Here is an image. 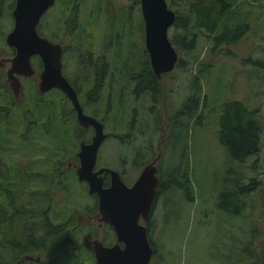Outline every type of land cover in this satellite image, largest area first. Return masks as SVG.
Returning a JSON list of instances; mask_svg holds the SVG:
<instances>
[{
	"label": "rangeland",
	"instance_id": "rangeland-1",
	"mask_svg": "<svg viewBox=\"0 0 264 264\" xmlns=\"http://www.w3.org/2000/svg\"><path fill=\"white\" fill-rule=\"evenodd\" d=\"M242 1H245L244 8H248L249 11L250 27L245 34L235 42L222 40L220 52L217 54H214L212 49L208 50L210 42L204 37H200L196 47L186 54L175 47L178 58H183V68L172 69L162 75L163 88L160 89L152 112L149 110L151 105L149 93L134 98L129 88L121 87L122 82L118 77H113V83L108 82L104 89L102 99L107 96V91L112 89L113 108L105 120L107 131H112L113 125L117 126L116 132L124 130L125 125L130 122L133 106L137 107L138 114H136V125L134 127L133 124V129L129 132L132 140L128 141V138L126 141L124 139L120 141L117 135L106 138L98 151V163H108L117 169L125 168V175L133 178L138 169L133 160L142 153L134 150L140 148L145 151L147 158L154 156L163 133L165 132L166 136L170 131L171 118L176 111L181 110L180 103L189 93L190 81L197 69L196 66L200 61L215 56L202 80L203 92L210 105L215 108L211 109L212 106L208 105L198 122L192 124L190 121L187 127L179 130L181 137L185 133L194 199L185 197L180 188H174L168 191L170 201L165 206L162 199L157 197L151 214L150 236L153 244L155 243L154 246L157 247V254L151 256L150 261L158 262L157 264H262L263 262L264 185L261 190L257 186L245 196L248 205L241 210L239 208L241 213L235 211V200L218 197L221 181L223 179L228 182L231 179V175L227 176V173L232 168L237 170L236 177L242 174L240 181H246L251 176L264 181V0ZM10 2L13 1L2 0L0 7V57L9 56L12 52L11 47L4 41L5 34L13 25L11 13L13 6L8 9ZM72 4L73 0L56 2L43 17L41 16L39 23L41 22L43 26V34L50 38L53 36L59 38L60 35L64 40L66 45L64 68L84 96L91 83L93 68L87 63V58L92 52L95 54L105 51L112 63L111 67H115L116 74L118 70L129 69V65L137 62L141 57L140 45L137 39L134 40L137 28L131 27L132 37L128 32L129 23L133 18L131 11L126 9V5L135 6L137 3L135 0H79L77 3L80 5L77 10L79 25L76 30L70 27L65 29L61 23L70 13ZM171 7L176 6L172 4ZM111 9L114 11L110 13ZM135 13L136 9L132 11L133 15ZM68 20H70L69 16ZM114 32L119 33L120 43H116L117 36H112ZM170 32H172L171 28ZM79 56L80 63L76 68L75 61ZM125 56L130 58L126 60ZM32 60L37 62L35 57H32ZM6 67L7 64L0 66V78L1 76L5 78ZM255 71H258L259 75ZM36 74L32 76L37 78ZM20 79L22 83L20 99H23L19 104L21 108L14 111L8 129L0 135L5 160L12 171L19 170L22 181L30 185L29 189H48L46 191L58 208L72 206L82 208L90 204L92 199L87 193V185L82 183L80 190L81 181H78L76 176H69L64 180L68 183L67 187L54 186L55 181L65 178L57 174V169L62 170L66 164H71L70 167H73L74 162L78 163L74 152L77 148L70 151L74 146L73 143H66L54 133L57 124H51L53 133L45 132L41 126L26 128L22 119V109L32 105L34 85L30 89L32 79L29 76H21ZM56 93L62 105L63 92L62 95ZM233 98L242 100L250 107H259V119L263 126L258 154L248 156L240 164L236 160L229 159L225 146L217 137L220 104L225 99ZM104 104L102 100L99 105H92L90 109L97 110V116L102 117ZM26 115L36 116L37 112L33 110ZM39 121L42 122V119ZM48 121L52 120L48 119ZM67 124L68 121L65 125ZM70 126L69 124L68 127ZM87 130L90 138L92 130L90 128ZM180 141L178 148H181L182 142H185ZM78 143L79 140L77 146ZM167 148L166 146L164 149ZM67 152L74 154L67 156L65 166L59 164V156L67 155ZM166 159L168 160V156ZM139 161L140 159L137 163ZM31 173L39 174L43 181L38 178L28 181L32 176ZM32 183L34 185H31ZM13 225L17 233L24 230L20 218L15 219ZM97 229L99 236L106 235L107 232L103 230L102 225ZM48 255L50 253H43L45 257ZM4 256L5 261L10 263L12 254L9 250L5 251ZM26 258L27 256L22 255L14 263L25 264L27 259H30Z\"/></svg>",
	"mask_w": 264,
	"mask_h": 264
},
{
	"label": "trees",
	"instance_id": "trees-1",
	"mask_svg": "<svg viewBox=\"0 0 264 264\" xmlns=\"http://www.w3.org/2000/svg\"><path fill=\"white\" fill-rule=\"evenodd\" d=\"M12 1L14 2V0ZM135 1L139 2V0ZM13 2L9 3L8 9H11ZM244 3L245 1L242 0H167L169 7L172 4L176 6L171 8L177 13L175 22L172 25V32L169 33V39L180 52L186 54L196 47L200 37H204L210 42L208 50L212 49L213 53L217 54L220 52L222 40L235 42L250 27L248 22L249 11L248 8H244ZM1 4L2 0H0V7ZM38 31L43 34L41 22L38 24ZM54 37L53 39L56 40L57 38ZM142 48L141 57L138 58L137 62L129 65V69H139L142 72L139 78L134 79L136 83L133 93L138 98L151 91L153 96L151 105L154 106L160 94L159 81L151 69L149 56L144 44ZM11 49L12 54L14 48L11 47ZM33 57L37 59V62L32 61L36 66V73H38L41 68V60L37 56ZM214 57L210 56L208 59L198 63L196 71L192 74L189 93L179 106L183 110V114H180L181 110L179 109L180 111L171 118L172 123L169 133L167 132L168 134L165 136L164 132L160 138L159 147L161 148V153L157 160L159 177L157 195L162 199L163 206L170 201L167 195L168 191L177 187L183 191L185 197L194 199V187L191 181L192 172L189 165L185 133L181 137L179 130L187 127L190 121L192 124L198 122L199 117L203 116L204 109L210 105L202 89V80ZM182 64L183 58L179 57L173 67L174 70L183 68ZM255 73L259 75L258 71H255ZM29 78L32 79L30 89L34 85V95L32 105L22 109V119L25 121L26 128L41 126L45 132L53 133L51 124H57L54 133L66 143H73L74 146L70 151H74V148L78 149L77 140H90L88 130L76 122L73 107L67 96L58 88L40 92L36 87L37 78L33 76H29ZM124 83H128V79L122 81L121 87L124 86ZM96 89L98 90L99 88L96 87ZM21 92L18 97H15L6 79L1 76L0 135L8 129L14 111L16 112L21 108V105H19L23 101V99H20ZM56 92L64 95L62 97L64 100L62 105L59 103V97ZM80 94L81 92H79ZM88 95H86L87 98ZM81 97H83L82 94ZM93 98L96 99V96H93ZM210 106H212L211 109L215 108L213 105ZM112 108L113 103L111 107L109 105L103 107V120H107V117H109L108 113H111ZM33 110L37 112V115L27 117L26 114L32 113ZM40 119H42V122L39 121ZM48 119L52 121H48ZM67 121L68 124L65 125ZM261 123L259 107H250L242 100L235 98L225 99L221 102L217 137L220 143L225 146L230 160H236L240 164L248 156L258 154L263 130ZM69 124L71 125L70 127H68ZM89 128L92 130L91 127ZM131 129H133V124H127L124 130L116 132L117 126L113 125L111 132L113 136L117 135L116 137L120 141L123 139L126 141L128 138V141H131L132 136L129 133ZM1 139L2 137H0V264H16L14 262L22 255L27 256V258L28 256L33 257L27 260L25 264H96L92 246L87 239L94 236L97 226L86 224L77 215L78 212L82 213L90 210L91 205H85L84 209L74 206L58 209L56 203L53 202L50 194L46 191L48 189H29L30 185L22 181V175L19 170L12 171L11 166L5 160ZM180 140L185 142H182V147L178 148L181 143ZM166 146L168 148L164 149ZM136 149L142 153L144 152L140 148ZM73 154L67 152V155L59 156V164L64 165L67 156ZM167 156L168 160L166 159ZM67 170L68 168L64 170L65 173L62 175L64 171L59 172V169H57V174L65 176V178L60 179L59 177L60 180L54 183L55 187H67L68 183L64 182V180L68 179L69 176H76L73 169L69 168V171ZM228 172L227 176L230 174L231 179L228 182L222 179L218 197L235 200V211L241 213L240 210L248 205L245 196L255 190L257 186L261 190L264 181L255 176L248 177L246 181H240L242 174L236 177L237 170L235 168L230 169ZM31 175L28 181L37 178L41 179L37 173H31ZM82 183L84 181L82 182L81 180L80 190L82 189ZM31 185H34V183ZM96 199L97 197L94 195V203ZM217 204L219 206V202ZM95 206L96 203L94 208ZM46 208L52 209V211H46ZM47 213H49L48 216H46ZM19 218L24 227L21 233H17L13 225L14 220ZM148 238L150 242L153 241L151 236ZM151 244L154 249L152 256H154L157 254V247L154 246L155 243L153 244L152 242ZM6 250H9L12 254L10 263H7L4 259ZM45 252L50 253V255L43 256ZM37 257H39V260L35 259ZM157 263L150 261V264Z\"/></svg>",
	"mask_w": 264,
	"mask_h": 264
},
{
	"label": "water",
	"instance_id": "water-1",
	"mask_svg": "<svg viewBox=\"0 0 264 264\" xmlns=\"http://www.w3.org/2000/svg\"><path fill=\"white\" fill-rule=\"evenodd\" d=\"M54 0H15L11 10L13 25L4 37L5 43L14 48L10 56L0 57V65L7 64L5 79L13 95L21 91V76L36 73L33 56L41 60L37 73V89L45 92L58 88L70 99L76 111L77 123L92 127L89 141L79 140L75 155L78 164L75 174L87 183V192L97 194L98 220L113 227L116 241L112 245L103 244L98 238L91 239L96 264H149L154 252L147 235L146 221L151 216L157 200L159 184L155 157L147 162L131 185H127L119 171L102 165L94 169L98 148L108 133L103 130V122L84 112L77 93L62 73V46L39 33L38 23L45 10ZM144 22V45L150 65L157 76L173 69L178 60V52L169 39L168 28L175 21L176 13L167 0H140ZM108 174L109 184L103 185ZM264 209V192L262 195ZM122 244V245H121ZM264 264V255L263 262Z\"/></svg>",
	"mask_w": 264,
	"mask_h": 264
},
{
	"label": "flooded vegetation",
	"instance_id": "flooded-vegetation-1",
	"mask_svg": "<svg viewBox=\"0 0 264 264\" xmlns=\"http://www.w3.org/2000/svg\"><path fill=\"white\" fill-rule=\"evenodd\" d=\"M60 3V0H54V2L45 10V12L42 14V17L43 15L56 3ZM79 2V0H73V6H70L71 7V10H70V13L67 14L65 16V18L62 20V24L64 26V28L66 29L67 27H70L71 29L73 30H76L78 25H79V22H78V13H77V10L79 8L80 5H78L77 3ZM137 5L133 6V4H130V6L128 7V5H126V9L128 8L130 11H131V17L133 18L132 22L129 23V27H128V32L130 34V36L132 37V28L135 27L137 28V33H136V38L134 40L137 39L139 45H140V50L143 51V48H142V45L144 44V22H143V16H142V11H141V5H140V0L139 2H137ZM14 4H15V0H14ZM14 7V5H13ZM136 9V13L133 15L132 14V11H135ZM171 8V7H170ZM174 10V9H173ZM114 10L111 9L110 13L113 12ZM115 12H117L115 10ZM176 13V12H175ZM125 15V14H124ZM68 16H69V19L68 20ZM176 16H177V13H176ZM41 17V18H42ZM176 19V18H175ZM175 22V21H174ZM174 22L172 23V25L174 24ZM39 24V23H38ZM169 26L168 28V36H169V29L171 28L172 30V27L173 26ZM132 27V28H131ZM45 35V34H43ZM46 37H48L47 35H45ZM112 36H119V33L118 32H114V34H112ZM116 37V38H117ZM138 37V38H137ZM49 39L53 40V41H58L61 46H62V56H61V67H62V73L66 76V78L69 80L70 84L73 86V88L75 89L76 93H77V96H78V99H79V102L84 110L85 113L87 114H90V115H93L95 118H97L98 120H100L101 122H103V130L104 132L108 133V136L105 137L103 139V141L108 138V137H111L112 135V132L111 131H107L106 129V122L105 120H103L102 117H99L97 116V110H94V109H90V107L92 105H99V103L104 100V106H110L111 107V104H112V89L111 91H107V96L103 98V95H104V89H106V85L108 82H112L113 81V77H118L119 80L122 82L123 80H126L128 79V83H124V86L125 88H129V91L131 92V94L133 95L134 98H136V95L133 93V91L135 90V80L136 78H139L140 76V73H142L141 71H139V69H121V70H118V73H114V68L111 67V61H110V58L108 59L107 57V54L105 53V51L103 52H97V53H93L92 52V55H90L88 58H87V63L90 64L92 66V75H91V83H89V89L87 90V92L84 94L83 97H81V94L79 95V89H78V86L74 83V80H71L70 77L68 76V74L66 73V69L64 68L65 66V53H66V46H65V43H64V40L61 38V36L59 35V38H57L56 40H54L53 38H50L48 37ZM110 43H111V40H110ZM113 43V42H112ZM116 43H120V38L118 37L116 39ZM114 44V43H113ZM65 46V47H64ZM145 46V45H144ZM11 55V54H10ZM9 55V56H10ZM130 56H125V59H129ZM96 59V60H95ZM101 61V62H100ZM150 61V60H149ZM75 66L76 68L79 67V63H80V56L79 58L76 59L75 61ZM152 69V67H151ZM174 69V68H173ZM172 70V69H171ZM169 70V71H171ZM153 73L156 75V73L154 72V70L152 69ZM169 71H164V72H161L159 76L156 75V77L158 78V84L160 86V89L163 88V79H162V75L165 74L166 72H169ZM21 78V77H20ZM125 82V81H124ZM96 87H98L99 89L97 90ZM159 89V91H160ZM149 92V95H150V100H152L153 96L151 95L152 92L151 91H148ZM64 93V92H63ZM65 94V93H64ZM90 94V95H88ZM66 95V94H65ZM86 95H88V98L86 97ZM67 96V95H66ZM93 96H96V99L93 98ZM85 97V99H83ZM139 98V97H138ZM67 99L70 101V99L67 97ZM93 99V100H92ZM85 101V102H84ZM71 102V101H70ZM72 105V104H71ZM73 107V106H72ZM152 105L149 106V110L151 111L152 110ZM137 107L136 106H133L132 107V114L130 115V122L129 124H134V127L136 125V121H137V117H136V114L137 111H136ZM73 110H74V113H75V120L77 122V119H76V111L73 107ZM180 111V110H179ZM177 113V111L175 112V114ZM181 113H183V110H181ZM83 127V126H81ZM83 128H89V127H83ZM92 128V127H91ZM86 129V130H87ZM92 132H93V128H92ZM113 136V135H112ZM89 141V140H88ZM103 141L101 142V144L103 143ZM100 144V146H101ZM99 146V148H100ZM99 148H98V151H99ZM77 150H75L74 152L76 153ZM160 152L161 153V148L159 147V142H158V145H157V150L154 154L153 157H155V155L157 154V152ZM73 152V153H74ZM134 152H137V150H134ZM153 157L151 158H147L146 157V154H145V151L143 153H141L135 160H133V163L136 164V166L138 167L137 169V174L133 177V178H128L124 171H125V168H122V169H117L121 175V179L127 184V185H131L132 182L136 179L137 175L139 174V172L141 171L142 167L147 163L149 162L151 159H153ZM160 157V155H159ZM140 159V161L137 163V160ZM159 159V158H158ZM157 159V160H158ZM98 160H99V155L97 153V159H96V163L94 165V169H97L98 167L102 166V165H105V166H109V167H112L110 166V164L108 163H104V164H98ZM157 162L156 161V166L158 167L157 165ZM78 163L77 162H74L73 163V167H70L71 164H66V167L62 170H59L60 171H64L65 169L68 168L67 171H69V168L73 169L74 172H75V167ZM114 168V167H112ZM65 171L62 173L64 174ZM76 175V174H75ZM104 175V174H103ZM77 177V175H76ZM104 180H103V185L104 186H107L109 184V177H108V174H105L104 176ZM78 179V178H77ZM132 179V180H131ZM78 181H81L78 179ZM84 180H82L83 182ZM84 183L87 185L86 181H84ZM79 188V187H78ZM80 189V188H79ZM88 193V192H87ZM89 194V193H88ZM91 195L90 198L92 199L91 203L88 204V205H91L90 206V210L88 211H84L82 213H77V215L79 216V218L81 217L82 219H84L85 222L89 223V224H96L97 227H101V225L103 226V230L106 231V235H102V236H99L98 234V229L96 227V230H95V234L93 237L91 238H88L87 241L91 244V239L93 238H98L103 244L105 245H112L115 241H116V238H115V232H114V229L113 227L109 226L107 222H103L101 220H98L99 218V215H96V212H97V203H98V196L97 194L93 193V194H89ZM94 195L97 197L96 199V206L94 208ZM54 202V201H53ZM55 203V202H54ZM155 206V205H154ZM53 207V205H52ZM73 207V206H72ZM66 208H70V207H66ZM78 208V207H77ZM84 209V206L82 207ZM58 209H64V208H58ZM52 211V209H48L46 208V211ZM49 212V213H50ZM46 214V216H48V214ZM152 214V213H151ZM146 224H147V235L148 237H150V231H151V227H152V216L149 217V219L146 221ZM114 235H113V233ZM113 239V240H112ZM152 243V242H151ZM122 245V244H121ZM92 246V244H91ZM93 250V248H92ZM28 258H33L32 256H28ZM20 259V258H19ZM36 260H39V257L35 258ZM28 260V259H27ZM39 262V261H38Z\"/></svg>",
	"mask_w": 264,
	"mask_h": 264
}]
</instances>
